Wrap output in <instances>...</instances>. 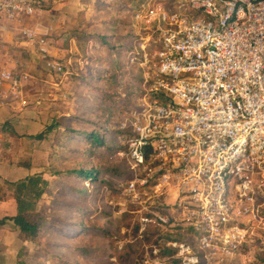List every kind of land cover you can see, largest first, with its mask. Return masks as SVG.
Returning a JSON list of instances; mask_svg holds the SVG:
<instances>
[{
	"label": "built area",
	"instance_id": "obj_1",
	"mask_svg": "<svg viewBox=\"0 0 264 264\" xmlns=\"http://www.w3.org/2000/svg\"><path fill=\"white\" fill-rule=\"evenodd\" d=\"M38 2L0 0V41L19 26L22 42L61 77L67 68L47 36L22 27ZM135 19L157 38L140 44L141 65L154 67L121 120L119 154L133 178L118 188L138 208L140 225L164 229L142 263L233 261L264 243V0L158 1ZM32 79L0 64V108L31 103L23 86ZM146 191L172 201L143 214Z\"/></svg>",
	"mask_w": 264,
	"mask_h": 264
},
{
	"label": "rangeland",
	"instance_id": "obj_2",
	"mask_svg": "<svg viewBox=\"0 0 264 264\" xmlns=\"http://www.w3.org/2000/svg\"><path fill=\"white\" fill-rule=\"evenodd\" d=\"M103 1L39 0L36 5V13L23 19L22 27L44 34L49 39L51 46L60 49L67 47V45L69 47L70 30L76 27L77 24L81 25V19L78 22V16L81 17L80 14L84 13L87 15L85 21L96 31L109 34L111 31V34L115 33L121 36L132 35L130 43H122L123 46L121 45V47L123 50L126 47L134 48L145 41L147 37L153 35L152 29L145 30L144 26L132 16L134 14L133 11L141 2L144 8L147 4H152L157 2V0H124L125 2L120 3H116L114 0H106L104 9ZM113 19H117L115 21V25L118 26L117 30L112 29L114 27ZM11 27L12 30L9 33L7 32V35L0 41V64H6L19 75L27 73L33 76L32 81H26L23 86L25 98L32 103L26 106L28 108L25 114L22 113L23 111H15L18 112L14 116L16 124L20 125L18 127L20 133L18 135H12L9 130L1 132L0 158L8 160L11 167L15 163H35L37 171H46L51 166L61 169L71 167L88 168L91 161L93 164L97 162L99 168L100 166L101 168H110L120 165V160L113 156L109 157V159L104 154L93 159L84 156L82 152H78V149L82 146L80 142L64 140L61 133H58L57 130L47 132L46 127L54 120H61L64 116L70 114L78 118L83 116L82 118L85 120L76 123H79V125L82 123L83 126L89 125L92 127L98 124L114 128L116 123L118 124L120 117L118 116L117 118V116L111 115L108 118L109 123L106 124L103 117H99L94 113L96 107H105L106 103L100 100V97L94 96V93L90 92V88L97 85L96 81L99 82L98 78L100 76H103L104 80H108L110 74L114 73L118 75L120 83V87L116 88L115 91L118 92L116 97L118 103H125L128 100V97H126V100H122L124 98L123 94H125L124 86H130L136 88L138 92L140 91L141 79L137 80L139 70L137 67L133 70L127 68V65H125L127 59L126 51L121 52L119 66L112 67L110 60L114 59L115 55L111 54L107 48H100L99 42L96 41L97 44L95 41L94 44L91 42L84 53L78 54L71 63L68 62V58H63L67 74L66 76L58 77L45 70L44 64L40 63L35 55L33 56L28 51L26 44L19 37L20 27L18 26L17 28L12 24ZM81 41L79 40V43ZM154 45L157 46V44H153V47H156ZM102 54L106 55L105 58H107L108 64H91L97 60L95 58L103 59ZM116 58L119 59V56ZM51 81L55 82V86L49 84ZM104 84L102 83L100 87L103 88ZM106 89L107 91L105 92H112L109 85H107ZM37 94L41 96L36 97ZM89 98L93 102H85V99ZM129 111L127 110L126 113ZM8 122V126L14 129V122ZM3 135H6L5 138ZM9 136L15 137L16 140H13V142L9 141ZM58 136L62 139H58ZM123 137L124 135L119 138V144L121 145V138ZM38 140L42 144L40 149L34 147V143ZM71 146L75 148V152L69 151L68 148ZM35 148L39 150L35 152ZM119 155L123 157L121 154ZM47 177L51 178L49 174H47ZM123 179L114 174H106L104 180L109 183L101 184L99 189L95 190L96 198L87 202H78L76 195L66 190L65 187L53 185L51 191L44 195L40 204L48 207L53 199L60 201V204L48 209L50 216H59L66 221L86 225L89 230L87 233L73 230L72 235H70L71 238L69 234L65 235L61 234V232H46L39 241L26 243L31 255L26 256L25 259H30L33 264H51L48 260V250L72 264H143L142 258L144 259L146 250L163 236L164 229L160 226L145 225L143 227L139 224L138 217L140 213L136 214L133 212L134 209L137 210L138 208H135L129 200L122 198L117 190L118 183L125 182ZM1 189L2 195L0 197H6L5 186ZM145 193H147V196H143V203L139 205L140 208L143 206V214L148 213L144 206L153 208L159 206L161 209L158 211H161L165 208V203L170 201L163 196L151 198L153 194L148 191ZM9 195L11 197L12 193ZM64 202L82 204L92 214L85 215L84 218H82L84 215L80 212L73 215L72 208L63 205ZM171 209L173 208H170L169 211ZM172 215H175V217L179 216L178 213H173ZM55 224L60 229L63 228L60 222L55 221ZM136 226L138 229L135 232L134 228ZM168 228V232L172 231L175 234H180L179 229ZM63 232H69V229H65ZM69 245H77L83 249L75 252L67 247ZM18 246L19 241L14 244L13 248L17 250ZM243 252L242 255L233 261L229 259L215 262L206 261V264H264L263 242L252 243ZM15 256L16 254L11 250L6 252L4 254L6 259L2 260L0 264H21L17 262ZM60 262L56 264H63Z\"/></svg>",
	"mask_w": 264,
	"mask_h": 264
},
{
	"label": "trees",
	"instance_id": "obj_3",
	"mask_svg": "<svg viewBox=\"0 0 264 264\" xmlns=\"http://www.w3.org/2000/svg\"><path fill=\"white\" fill-rule=\"evenodd\" d=\"M114 1L116 3L125 2L124 0ZM158 1L163 2V0H157V2ZM142 8L143 6L141 2L133 12H136ZM113 24H115V20H113ZM112 29L115 30L114 27H112ZM80 33V40H85L86 42L90 40L97 41L101 46L107 48L111 52V54L115 55V58L110 60V65H112V67L119 66L121 52L126 51L127 59L125 65H127V68L130 70H133L135 67H137V69L139 70L137 80H139V78L141 79V88H139L140 91L138 92L136 88L124 86L125 94H123L124 98H122V100H126V97H128V100L125 101V103H118L116 101L118 92L115 91L116 88L120 87V83L117 74H110L108 80H104L105 78L103 76H100L98 78L99 82L96 81L97 85L91 86L90 92L94 93V96L100 97V100L106 103L105 107H96L94 113H96L99 117H103V120L106 124L109 123V116L115 115L117 116V118L118 116L120 117L118 124L116 123V126L114 128L98 124L93 125L92 127H90L89 125L83 126L82 123L80 124V126L79 123H76L79 121H84L85 119L82 118L83 116L81 118H78L77 116H72L70 114L64 116L61 120H54L50 125L46 127L47 132L57 130L58 133H61V136L64 140H69L71 142H80L82 146L80 149H78V152H82L84 156L88 158L90 157L92 159L98 158L102 154H104L108 159L109 157L113 156L114 158H118L120 160V165L112 166L110 168H101L100 166L99 168L97 162H94L95 164H93L91 161L90 167L88 168L71 167L61 169L59 167L51 166L46 171L39 170L31 172L24 179L15 182L5 181V185L13 190V194L17 202V213L12 216H5L0 220V222L5 223L6 221H11L19 228V246L17 248L16 259L17 262H20L21 264H33L30 259H25L26 256L31 255L30 251L26 247V243H34L39 241L41 239V236H43L46 232H61V234H69V237L71 238L70 235H72L73 230H77L82 233H87L89 230L88 226L86 225L79 224L77 222L66 221L59 216H50L51 214L48 212V209L50 207L57 206L61 203L60 201L53 199L48 207H44L43 204H40V202L43 200L44 195L48 194L49 191H51L53 185H60L62 188L65 187L66 190L76 195L75 197L78 202H87L96 198L95 190L99 189L101 184L109 183L108 181L104 180V176L106 174H114L116 176H119V178H124L123 180L125 182L133 178V172L126 159L119 155L120 150L123 148V146L119 144V138L125 134V132L120 128V124L127 110L133 109L136 106L138 99L142 97L146 92V69L141 65V62L143 60V50L139 45L135 46L134 48L126 47L125 50L122 49V43H130L132 41V35L121 36L115 33ZM154 48L155 47L151 45L148 49L152 51ZM117 56H119V59L116 58ZM97 60L105 65L108 64L107 59L103 60L97 58ZM102 83H105L103 88L100 87ZM107 85L110 86L112 92H105L107 91ZM85 102L89 103L93 102V100L89 98L85 99ZM8 124L9 122L6 121L1 126V132H6L9 130L12 135H18L15 129L10 128ZM62 138L58 136V139ZM72 147L73 146L68 148L69 151L75 152V148ZM18 164L25 165L26 167L31 169V165L29 163ZM47 174H49L51 178L47 177ZM119 184L120 182L117 185L118 192ZM63 205L72 208L71 210L73 212V215H75L77 212L82 213L84 215L82 218H84L85 215L87 216L92 214V212L89 211L88 208L86 209L85 206L79 203L74 204L64 202ZM55 221L60 222L63 228L60 229L59 227H57ZM65 229H69V232H63V230ZM137 229L138 227L136 226L134 228L135 232L137 231ZM67 247L75 252L81 251L83 249L81 247H78L77 245H69ZM47 254L48 260L51 264H56L57 262H60V260H62L60 263L72 264L67 260L65 261L57 254H52L48 250Z\"/></svg>",
	"mask_w": 264,
	"mask_h": 264
},
{
	"label": "crops",
	"instance_id": "obj_4",
	"mask_svg": "<svg viewBox=\"0 0 264 264\" xmlns=\"http://www.w3.org/2000/svg\"><path fill=\"white\" fill-rule=\"evenodd\" d=\"M103 3H104V5H103V9H104V6L106 5L105 4L106 0H104ZM162 3L166 4L167 6H170V0H163ZM138 11H140V10H138ZM138 11L134 12V14L132 16L134 19H135V14ZM80 15H81V17L78 16V22H79V19H81V25L77 24L76 27H73L70 30V35L71 36L69 37V39H70L69 47L67 45V47H64L63 49L62 48L60 49V48H55L54 46H51L52 55L57 57V58H59V59H61L62 61H63V58H68V62L71 63L73 61V59L74 60L76 59V56L78 54H80L81 52L84 53L85 49L88 48V45L91 42H93V44H94V40H90V41H87V42L85 40H82L81 43H79V40L81 38V33L80 32L87 33V34H94V33H97V34H109V33H106V32H100V31L94 30V28H92V26L90 24H88L87 21H85V19H87V15L85 13L84 14H80ZM82 17H84V18H82ZM95 18H94V20H95ZM116 20L117 19H115V21ZM108 21H110V20H108ZM113 26L117 30L118 26L115 25V24H113ZM110 34H111V31H110ZM149 38H153L154 40H156L157 36L153 37V36L150 35L149 37H147L145 39V41L141 42L142 45H144V46L148 45V43H149L148 39ZM95 43L97 44L96 41H95ZM140 44H138V45L140 46ZM99 47L102 48V49H106L104 46H101L100 44H99ZM28 51H30V53H32L33 56L35 55V57L39 60L40 63H43L41 61V59H39L38 54L34 51L33 48H28ZM105 56L102 54L103 59H107V58H105ZM95 59H97V58H95ZM91 64L98 65V64H101V62L98 61V60H95V62H92ZM103 65H105V64H103ZM153 65L151 63H149L148 65L143 66V67L147 71L148 69L154 67ZM44 69H45V67H44ZM145 74H146V72H145ZM64 76H66V75H64ZM61 82H62V80H61ZM49 84L50 85H54L55 82L51 81V82H49ZM44 86H47V85H44ZM37 96H41V95L37 94L36 97ZM27 100H29V99H27ZM29 102H31V101H29ZM27 108L28 107H23L21 105L20 101L11 102L7 106H5L3 108H0V128L7 120L8 121H13L14 122L13 124H14L15 131L17 133H20V131L18 130V127L20 125L16 124V118L14 117V116L17 115L18 112H15V111H23L22 113L25 114ZM0 132H1V130H0ZM5 136L6 135H3L4 138H5ZM8 140L13 142V140H16V138L13 137V136H9ZM34 144H35L34 147H37L39 149L42 146V144H40L39 140L36 141ZM37 148H35V152H37L39 150ZM32 154H33V152H32ZM33 160L35 161V159H33ZM29 164L31 165V169H29L25 165H19V164H16V163L12 164L13 167H11V164L8 163V160L0 158V195H2V189L1 188H3L4 186H5V189L7 191L6 192L7 193V196H6L7 198L6 197H0V220L3 219L5 216H12V215H15L17 213V202H16V199L14 197L13 190L5 185V181L15 182V181L24 179L31 172L37 171V167H35V163H29ZM10 193H12L11 197H9ZM164 198L165 199L167 198V200L171 201V199L168 198V197H164ZM170 201H168V202H170ZM168 202H166L165 205ZM18 236H19V228L14 223H12L11 221H6L5 223H1L0 222V262L2 260L6 259V257H4V254L6 252L10 251V250L17 255V250H15L13 247H14V244H16L18 242Z\"/></svg>",
	"mask_w": 264,
	"mask_h": 264
}]
</instances>
